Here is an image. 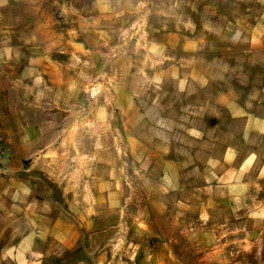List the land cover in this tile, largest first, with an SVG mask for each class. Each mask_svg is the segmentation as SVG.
<instances>
[{
  "label": "crops",
  "instance_id": "obj_1",
  "mask_svg": "<svg viewBox=\"0 0 264 264\" xmlns=\"http://www.w3.org/2000/svg\"><path fill=\"white\" fill-rule=\"evenodd\" d=\"M112 7L0 0V139L11 170L0 176V264H187L193 174L211 191L193 230L203 241L219 230L203 217L210 207L242 204L250 220L257 189L264 205V146L254 143L264 142V115L244 105L232 107L243 130L222 144L197 126L190 146L161 144L145 134L135 100L121 103L133 113L115 134L71 133V87L91 76L93 26L105 45Z\"/></svg>",
  "mask_w": 264,
  "mask_h": 264
},
{
  "label": "rangeland",
  "instance_id": "obj_2",
  "mask_svg": "<svg viewBox=\"0 0 264 264\" xmlns=\"http://www.w3.org/2000/svg\"><path fill=\"white\" fill-rule=\"evenodd\" d=\"M112 1L107 43L98 45L97 36L104 32L93 26L91 76L76 78V88L71 87V133L115 134L133 113L121 103L132 100L144 106L139 117L145 134L150 128L161 144L174 142L177 148L196 126L209 138L214 133L220 144L238 138L244 120L233 118L232 107L244 105L252 116L264 115V25L259 0ZM153 123L154 128L148 126ZM254 143L264 146L261 139ZM213 148L210 141L203 146L206 151ZM193 175L196 182L189 183L188 191L192 234L188 253L181 251L182 261L264 264L263 192L252 191L256 201L250 220L242 204L210 207L203 217L213 214L219 230L203 241L193 230L203 225L200 201L211 191L199 189L207 183L201 174ZM210 226L206 221L203 228Z\"/></svg>",
  "mask_w": 264,
  "mask_h": 264
},
{
  "label": "built area",
  "instance_id": "obj_3",
  "mask_svg": "<svg viewBox=\"0 0 264 264\" xmlns=\"http://www.w3.org/2000/svg\"><path fill=\"white\" fill-rule=\"evenodd\" d=\"M62 1L66 3L69 0H62ZM10 172H11L10 167L6 162L5 148L1 144V139H0V176L2 177L7 176L10 174Z\"/></svg>",
  "mask_w": 264,
  "mask_h": 264
}]
</instances>
